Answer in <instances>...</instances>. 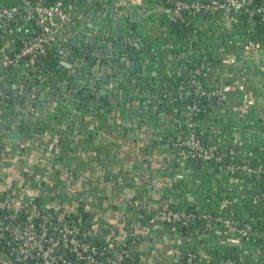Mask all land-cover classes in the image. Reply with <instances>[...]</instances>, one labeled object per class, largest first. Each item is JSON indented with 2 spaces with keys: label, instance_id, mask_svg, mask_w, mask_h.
Wrapping results in <instances>:
<instances>
[{
  "label": "trees",
  "instance_id": "trees-1",
  "mask_svg": "<svg viewBox=\"0 0 264 264\" xmlns=\"http://www.w3.org/2000/svg\"><path fill=\"white\" fill-rule=\"evenodd\" d=\"M34 1L36 0H31L28 3L31 4ZM56 2L57 0H41L40 3L53 5ZM155 2L162 4L165 9L170 5L166 0H155ZM2 3L4 4V0H0V4L4 6ZM62 8L64 9L63 2ZM4 18L3 16L2 19ZM158 19L161 26L167 28V34L176 38V43L170 41L173 42V45L169 47V50L165 49L158 54L161 61H155L151 57V62L159 70L160 76L158 75L156 78L160 81V99L171 100L168 108L172 109L173 112L168 113V108H165V118L173 119L174 126L168 125L158 147L153 145V137L143 142L142 146H138L140 143L134 139L136 144H134L136 146L134 148L140 151V155L146 154L150 157L154 156V150H160L162 154H174L173 167L178 169L174 172L181 177L173 178V176L170 183L166 182L163 188L158 190L155 204L165 201L170 209L191 214L193 217L187 222L158 220L152 224L150 219L156 214L158 208L147 202L142 192L135 191L134 194L120 196V202L109 201L106 197L103 205L99 207L101 212H105L110 206L117 205L119 207L121 203H125L129 205V208L123 211L124 218L129 216V213L134 214L133 210L139 211L140 215H143L142 219L137 216L139 221L138 232H135L136 229L132 227L131 231L134 232L130 231L131 234H127L128 239L120 244L110 243L105 239L104 231L99 228L103 224L106 226L108 221L97 222L98 230H95L92 227L93 223L88 222V219L81 212L83 203L79 206L65 207L62 202L53 201L50 197L52 188L56 189L57 184L64 185L66 183L60 181L55 184L49 183L47 186V179L55 180L53 177L47 176V171L53 170L55 173L51 172V175L54 176L58 175L60 171L54 170L52 167L49 170L47 169L48 165L43 166L39 163L28 168V171H24L23 175L25 176L19 185V189L10 186L7 182H5L7 184L6 190L0 188V201L8 199L4 207L0 208V233L2 234L0 237V257H4L3 255L9 252L8 249H11L13 245L16 246L17 242L13 239L12 231L5 230V226L13 224L17 230H22L24 223L30 221L34 224L36 233L45 231L48 236L54 238H58L62 225L76 226L79 229L77 234L79 239L95 245L103 251V255L100 257L103 264H167L161 253H157L155 248L151 246L152 242L147 240V237L151 238L150 234L156 227L159 229L158 233L168 234L166 240L171 245L170 251L174 250V253L167 251V254L169 253L173 258L170 264H219L226 259L238 264H264V253H254L253 251L255 247H260V243L255 238L240 239L237 244L230 245L225 241L226 231L224 227L216 221V218L221 216L250 223L254 230L262 229L264 226V201L259 199V194L264 192L263 177L243 175L240 170H237L232 174V177H239L241 182L238 183L230 180L231 175L220 169L222 164H242L244 162H248L250 165L260 163L264 167V117L259 116L256 111L251 109L248 110L246 118L239 123L224 121L221 107L233 103L236 99L232 96L238 98L240 92L233 90L229 94V99L219 103V106H217V102H213L209 95L212 85L208 78L212 76L213 70L217 68L218 75H221L230 71L232 67L230 64H222L219 56L221 53H228L234 49L232 45H229L228 33L219 32L213 26L205 28L204 25L197 22L196 16L192 14H185L184 21L180 22L171 20L165 11ZM263 27L264 25H261L260 28ZM237 32L240 35L245 33V30L240 27ZM263 34L264 32H255L249 36L255 42L264 43ZM232 40L237 41L236 35L232 36ZM50 45L49 40L43 41L44 52L40 53L38 57L45 59L47 55L49 56ZM184 51L186 54L179 56L180 52ZM161 53L165 55L163 54V56ZM169 53L171 59L165 58ZM196 69L199 70L197 73L195 72ZM218 75H215L213 81L218 79ZM193 80L198 82L200 90L204 94L198 95L196 93L198 88ZM149 93L152 94L151 90ZM152 99V95L149 97L141 96L139 101L146 100L150 103L144 106L150 111ZM191 103H195L197 109L187 110V106ZM112 108L110 106L107 113L101 115V129H97L96 125L91 127L89 124L88 128L85 129L86 134L91 132L93 135L99 132L105 134L110 129V132L116 131L119 135L121 132L116 129L119 120L109 114ZM160 109H162V105L159 104L158 110ZM189 118L196 126L195 132L200 142L215 153L222 155V161L219 162L214 159L206 161L192 157L188 149L183 154L178 153L179 147L175 146V140L178 137L186 138V123ZM108 120H111L112 123ZM225 130L227 133L224 138L223 132ZM57 131H60L61 134L58 138L55 137L53 142L56 140L55 144L63 147L65 152H70L69 144L75 140V136L73 139L71 138L73 135L72 126L67 125L66 129L60 128ZM55 132L56 129L52 131L51 135L56 134ZM166 133L170 134L166 135ZM77 138H80L81 142L84 143L90 142L87 136L78 135ZM48 143L52 142L49 141ZM97 143L95 139V144ZM165 144L169 146L161 148ZM230 150H233L235 155H231ZM130 153H126L128 158L131 157ZM89 160L83 163L84 167L89 166ZM134 160L136 161L131 163L132 174L138 171L139 165L137 157ZM123 165L122 163H114V167L120 168L119 171H123ZM30 169H32L31 173H28ZM133 180L134 177L132 176L130 182ZM28 190L32 191L31 195L28 194ZM27 195L29 196L28 199L26 198ZM14 198L23 200L31 209L32 206H35L32 209L34 210L33 214L24 215L23 208L25 206L16 207L12 201ZM134 201H138V205H133ZM224 201H226L225 204H223ZM92 203L97 204L95 197L90 202V204ZM75 211L77 214L74 213ZM114 218L117 220L116 216ZM111 226L114 225L111 224ZM123 250L126 253H123ZM66 255L75 264H82L80 260H77L75 251L66 252ZM40 262L41 260L38 258L23 257L20 262H13L12 260L7 264H39Z\"/></svg>",
  "mask_w": 264,
  "mask_h": 264
},
{
  "label": "water",
  "instance_id": "water-1",
  "mask_svg": "<svg viewBox=\"0 0 264 264\" xmlns=\"http://www.w3.org/2000/svg\"><path fill=\"white\" fill-rule=\"evenodd\" d=\"M61 1L64 3V0ZM118 1L109 0V3L102 7L101 11H107V16L112 19L110 23L104 25L103 22L96 24L97 16L101 15V11H95L97 15L95 17L91 9L94 3H101V0H67V2L73 4V12L70 13V8L65 3L64 10L68 14L70 13L71 17L78 14L81 17L79 22L81 26L74 27V24H72L73 19L70 18V22L65 28L67 32L59 37L60 42L54 41L53 36L49 40L51 44L49 46L50 53L45 59L34 57L32 58L34 62H31L29 54L19 55L26 46L39 37V30L35 27L33 21L31 23L37 29L35 39H27L21 35V31L17 35L18 29L10 37V43L12 44L19 40L17 46L13 48L15 55L10 56V53L4 51L0 46V137L9 140L6 143L2 142V138L0 139V146L4 149L0 152V158L5 156L7 150H10V155L24 151L25 156H33L32 165L36 166L41 163L43 166L48 165L47 169L52 167L54 170L60 171L56 176L51 175V172H47V176L55 179L54 184L60 181L67 184L68 178L73 176L70 184L73 186L80 184L83 186L84 191H78L75 193V197L72 198L68 187L63 186L60 187L61 194L59 196L68 205L72 204V199L83 203L86 208L85 211L81 212L87 219L89 218V208H93V204L87 203L91 202L94 197H96L97 202V207L94 206V208L99 212V207L103 205L106 197L110 200L114 198L116 202H120V196L134 194L136 191L135 181L137 180L135 178L131 182L124 180L123 184H116L115 182L114 175L118 174L120 168H113L112 165L126 162L128 157L121 154L122 150L123 153L127 154L132 152L130 146L122 142L110 144L108 153L106 151L102 153V162L95 169L90 164L84 168V162H80L79 158L72 157L76 153L90 151L95 145V135L92 132H89L90 134L85 132L87 126L89 124L91 127L96 125L97 129H101V115L107 113L110 106L113 107L109 111L110 116L117 117L119 120L116 129H120L123 125L135 127L134 134L131 137L133 139V136L136 135L134 137H137L140 146L143 145V142L148 141V138L154 137L151 134L152 130L163 133L168 125L170 127L174 126L173 119L165 118L164 109L168 108L171 100L160 99L161 89L159 87L160 81L156 78L157 73L154 72V75H152L155 76V79L146 76L145 66L141 65L140 61L142 57H146L150 62L151 57L155 61H161V57L158 55L160 53L155 48H151L149 42L145 40L144 32L140 28V25L143 24L142 19L133 16L134 9L131 4L125 1H120L118 4ZM126 8L129 9L128 22L122 20L126 10L128 11ZM17 12L23 24L25 22L23 15L26 13L25 7L17 9ZM8 14L6 12L4 17ZM6 20V17L0 20V32L3 28V22ZM92 21L95 23H92ZM84 22L88 27L85 33L88 37L85 39L86 46H82L80 42V32L83 29ZM5 30L9 31V28L6 27ZM94 30L98 32L94 33ZM105 39H108V41L104 42ZM1 40H5L2 32L0 33ZM54 43L56 46H54ZM5 46L8 45L5 44ZM113 51H115V54H113ZM163 54L161 53V55ZM165 58L171 59V55L167 54ZM110 59H113V61ZM14 61L18 64L15 69L11 67ZM123 61L125 64L130 65V70L136 72L137 78L131 76L130 83L124 80L127 75L117 74L115 70L118 66H123V63L120 64ZM151 63L153 64V62ZM124 69L127 68L124 67ZM115 74H117V77L113 76ZM124 86L127 87L126 90L123 89ZM149 90L152 94L149 93ZM150 95L153 96L151 100L152 108L148 111L144 106L150 103L146 100L140 102L139 98L141 96L149 97ZM213 102H215V98H213ZM76 104H79L80 107L75 108ZM159 104L162 105L160 110H158ZM167 112L172 113L173 110L168 108ZM28 114H31L32 117H29ZM50 116H55L56 120L60 121V125L54 124L55 119L50 118ZM129 119L132 121L131 123ZM109 121L112 123L111 120ZM67 125L72 126L73 135L71 138L73 139V136H75L74 142L69 144L70 148L68 149H71L70 152H65L63 147H60L57 143L55 144L56 140L53 142L55 137L58 138L61 134L57 130H60V128L66 129ZM19 128L22 130H19ZM54 129H56V134L51 135ZM140 130H143L144 134H140ZM110 131L109 129L106 133L109 134ZM169 134L166 133V135ZM78 135L87 136L90 142H79L74 150L73 147L75 148L74 144L78 139ZM47 141L52 143L45 144ZM42 156H46V160L43 161ZM159 156L154 155L153 159L156 160ZM110 158L112 159V165L109 164ZM134 158H136V155ZM70 163L77 165L75 171L73 167H69ZM23 164L26 166L25 171L32 167L27 161H24ZM104 166H106V172L101 174V167ZM131 171L132 165L129 163L128 172ZM28 173H31V171L29 170ZM63 174H66V177H63ZM67 174L69 175L68 178ZM94 176L97 177L94 178ZM118 180L123 181L120 175ZM46 185L49 186V183ZM59 185L61 184H57V186ZM28 194L31 195L32 191H28ZM26 198L28 199L29 196L27 195ZM55 202H57V199ZM127 207L129 208V206ZM121 209L122 212L119 211L120 214L116 215L117 221L121 220L123 211L126 208L122 206ZM74 213L77 214V211ZM138 218L142 219L143 215H138ZM93 228L98 230L96 224ZM134 228L139 230L138 223L134 225ZM7 261L9 262L10 259Z\"/></svg>",
  "mask_w": 264,
  "mask_h": 264
},
{
  "label": "built area",
  "instance_id": "built-area-1",
  "mask_svg": "<svg viewBox=\"0 0 264 264\" xmlns=\"http://www.w3.org/2000/svg\"><path fill=\"white\" fill-rule=\"evenodd\" d=\"M170 5L165 9L171 20L184 21L185 14H192L196 16L197 22L204 25L205 28L216 27L219 32L228 33L229 45L233 46V51L228 53H221L220 58L222 64L236 65L238 60H241L239 55H242V59L249 60L252 57V61L259 63L262 71L264 72V43H258L254 40L247 38L244 43L238 44V42L232 40V36L236 35L237 30L242 27L245 31L255 33L264 32V0H166ZM41 0H36L29 4L26 11V18L35 22L37 29L39 30V37L36 41L32 42L22 50L19 55H30L31 62H34L32 58L38 57L40 53L44 52L42 46L43 41H48L55 35L64 23L68 20V13L62 8V2L57 0L53 5H46L40 3ZM7 12L6 9L0 4V20ZM204 17V18H202ZM239 37V36H238ZM242 46V50L240 46ZM246 57V58H245ZM237 58V59H236ZM199 70L196 69L197 73ZM225 75V76H224ZM223 82L218 85H212L209 91V95L215 98V102L223 103L229 99V94L233 90H237L242 93L243 99L241 101L244 105H254L255 99L249 94H245L248 91L247 85L238 83L233 80V72H224ZM225 79V80H224ZM193 83L197 86L196 93L198 95L204 94L200 90L198 82L193 80ZM262 95H264V84ZM262 99V98H261ZM264 101V97H263ZM197 109L195 103H191L187 106V110ZM186 115L188 113L186 112ZM187 136L185 139L181 137L176 138L175 146L179 147V154H183L186 149L191 152V156L202 160L210 161L212 159L216 161H222V155L215 153L210 148L203 145L198 139L194 122L189 118L186 123ZM236 135V134H235ZM264 135V134H263ZM264 137V136H263ZM231 155H235L233 150H230ZM220 169L229 175L230 180L240 183L239 177H232V174L240 170L243 175L256 176L264 180V167L260 164L250 165L248 162L242 164L227 163L222 164ZM0 171V188L2 190L7 189L6 175L2 176ZM259 199L264 201V192H261ZM8 199L0 201V208L4 207ZM16 207L25 206L23 208L24 215H32L34 210L29 208L23 200L19 198L12 199ZM224 201L223 204H225ZM133 205H138V201H134ZM158 208L156 214L150 219V223L160 221L178 220L187 222L193 215L186 214L181 211L172 210L169 208L168 203L160 201L155 204ZM264 213V209H263ZM216 221L221 223L226 231L225 241L234 245L237 244L240 239L246 240L255 238L260 247L254 248V253H264V226L262 229H255L250 223L242 222L238 219L217 217ZM208 226V225H207ZM12 231L13 239L16 240V246L13 245L9 252L5 253L4 260L7 263L14 261L20 262L23 257L38 258L41 260L39 264H75L66 252L75 251L77 260H80L82 264H103L100 257L103 255V251L99 250L95 245H91L77 237L79 229L76 226L64 224L59 230L58 238L50 237L45 231L36 233L34 224L25 222L22 230H17L15 225L9 224L5 226V230ZM0 237L2 234L0 233ZM126 253L125 250L122 251ZM174 253L173 251H170ZM192 256L191 254L189 255ZM10 259L8 262L7 260ZM109 260V259H108ZM219 264H238L232 260L226 259Z\"/></svg>",
  "mask_w": 264,
  "mask_h": 264
},
{
  "label": "crops",
  "instance_id": "crops-1",
  "mask_svg": "<svg viewBox=\"0 0 264 264\" xmlns=\"http://www.w3.org/2000/svg\"><path fill=\"white\" fill-rule=\"evenodd\" d=\"M120 1H125L126 3L131 4V7L134 9V12H133L134 17H136L137 19L141 18L143 23H148V21H149L148 24L150 25V28H148V32L143 33V36L145 37V40L149 42V45L151 48H155L160 53L161 51H163L165 49L169 50V47L171 45H173V42H170V41H175V43H176V38L173 35L172 36L168 35L167 34L168 33L167 28L162 27L160 22H159L158 17L161 18L162 14L165 13V8L162 4H158V3L156 4L155 0L153 2L151 0H119L118 4L120 3ZM64 3L69 6L70 13H72L73 12L72 7H74L73 4L70 2H67V0H64ZM107 3H109V0H107V1L101 0V3H99V2L94 3L91 7L92 14H94V16L96 17L97 15H96L95 11H101L102 7L104 5H107ZM3 5H4L3 8L6 9L9 14L5 16L7 18V20L3 22V28H2L1 32H2V35H4L5 40L0 41V46H1V48H3L4 51L6 50L7 52H9L10 56H13L16 54V53H13V48H14V46H17V44L19 42V40H18L17 42H15L13 44L10 43V37H12L15 34V30L18 29L17 35H19V33L21 31L22 36L26 37L29 40L30 39L32 40V39H35L37 37V29H35L36 26L34 27V25L31 23L32 21H30L29 19L26 18V13L23 14L24 18H25V20H24L25 22L22 24L20 21L17 9H20L21 7H25V12H26L27 11L26 8H28V6H29V3L27 0L26 1H24V0H4ZM126 9H128V8H126ZM70 13L68 14V21H66L64 23V25L59 30H57V32L55 33L54 37H55V41L57 43L60 42L59 37H61L65 32H67L65 28H66V25L69 24L70 18L73 19L72 24H74V27H80L81 26V24H79L81 17L78 14L75 17H71ZM100 13H101V15L97 16L96 24H100L103 22L102 24L107 25L108 23H110L112 21V19H110L107 16L108 15L107 11H103V12L101 11ZM124 13H125V11H124ZM128 17H129V9H128V11L126 10V13L124 14V16H122V20L123 21L127 20V22H128V19H127ZM93 22L94 21H92V23ZM6 27L9 28V31L5 30ZM107 27H109V26H107ZM86 30H88V27L85 25V22H84L83 23V29H81V32H80V34H81L80 42H81L82 46L87 45V42L85 41V39L88 38V37H86V34H85ZM97 32H98L97 30H94V33H97ZM250 34H251V32H247V31H245V33H243V34L241 33L240 35L236 34L238 44L244 43L246 40H248L247 38H249V40H250L251 39L249 36ZM7 38H8V40H7ZM106 41H108V39H105L104 42H106ZM5 44L8 46H5ZM54 46H56L55 43H54ZM242 46L243 45L240 46L241 50H242ZM177 49L178 48L176 47V50ZM113 54H115V51H113ZM185 54H186V51L180 52L179 56H181V55L184 56ZM238 55H239L241 60H238V62H236V65H234V67H231V70H230L231 72H233V80L238 82V83H243V84L247 85L248 91L245 94H247V95L249 94L250 96H252L255 99V101H254V105H252V106H250L251 104L244 105L243 102L241 105V101L243 99L242 93L240 92V96H238V98L232 96L236 100L233 103L228 104L227 106L221 107L222 108L221 112H223L224 121L229 120L233 123L234 122L239 123L240 121L244 120L247 116L248 110H251V109L253 111H256L259 116L264 117V101H263L264 95H262L263 84H264V72L262 71L259 63L252 61L254 59L253 57L249 60H245V59L241 58V57H243L242 55H240V54H238ZM91 58H92V56L90 57V59ZM110 60L113 61V59H110ZM140 61H141V65L145 66L146 76H148L150 78H154L155 76H152V75H154V72H155V73H157L156 77H158L159 70L150 61H148L146 59V57H142ZM122 63H123V66H118L117 68H115V70H116L117 74L123 73L124 75H127V78H125L124 80H126L128 83H130L131 76L136 77V72H134L133 70H130V67H129L130 65L125 64L124 61L121 62L120 64H122ZM17 66H18V64L15 61L11 64V67L14 69L17 68ZM124 67H126L127 69H124ZM112 68L114 69V67H112ZM117 74H115L113 76L117 77ZM216 74L218 75V72L216 73L213 70L212 76H209V78H208V81L211 85H215L217 83L223 82L222 74L221 75L219 74L218 79L213 81ZM123 89L126 90L127 87L124 86ZM217 106H219L218 102H217ZM72 107H74V106H72ZM79 107H80L79 104L75 105V108H79ZM28 116L32 117L31 114H28ZM50 118L55 119L54 124L60 125V121H57L55 116H50ZM138 120H139V118H138ZM129 122L131 123L132 121L129 119ZM134 129H135V127H128L127 125H123L120 129H117V131L121 132L119 135H117L116 131L109 132V134L108 133L100 134V132L96 133L95 134L96 142H98V143L95 144V146L90 151H86V153L85 152L76 153L72 157L73 158L74 157L79 158L80 162H82V163L83 162L85 163V162H87L86 160L90 159L88 162L90 163V166L93 165L92 168L95 169L102 162V160H101V157L103 155L102 153L104 151H106V153H108L110 144H112L115 141H118V142H122L126 145H129L130 149H132V152L130 153L131 157L128 158L126 160V162H124L123 171H118V174L114 175L115 182H116V184H123L124 180L130 181V179L133 176L135 179H137L135 181L136 182V184H135L136 185V191L142 192L144 194V196H143L144 199L147 202L155 205L156 198L158 196L157 195L158 190L161 189V186H158V185L156 186V184H154V186H153L152 179H154V177L157 176V173H159L160 167L156 164V163H158L159 158L155 160V159H153V157L146 156V154L140 155V153H139L140 151L134 148V144H135L134 139L137 140V137H134L136 135L133 136V139L131 137V135L134 134ZM16 130H18V128H16ZM19 130H22V129L19 128ZM164 132H165V129H164ZM163 133H160L156 130H152V134L154 135V138H153L154 139V142H153L154 146H157V147L159 146V142L161 141V138L164 135ZM226 133H227V130H225L223 132L224 138L226 137ZM140 134H144V131L140 130ZM1 138L2 137H0V139ZM1 140H2V142H6V143L9 142V140L6 138L5 139L2 138ZM13 142L15 143V141H13ZM79 142H81L80 138L77 139L76 143L74 144L75 145V148L73 147L74 150L76 149ZM45 144H48V142H45ZM165 145H162L161 148L166 147ZM138 146H140V145L138 144ZM0 150H1V152L4 150L2 148V146H0ZM9 151L10 150H7L5 153V156L0 158V162H1L0 171H1V174H3L2 176H4V175L7 176V178H6L7 181L6 180L5 181L7 183H9L10 186H13V187L19 189V185L21 182H23V177L25 176L23 174H24V171H25L24 169L26 168V166L23 163H24V161H27L29 165L31 164L30 166H33L32 165L33 164V162H32L33 156H28V155L25 156L24 151H20L19 154L10 155ZM154 153H155L154 155H161V156L163 155L160 150H154ZM121 154L127 156L126 153H123V150H122ZM135 155L138 159L137 161L139 162V165L137 167L138 171L135 174H132L131 172L130 173L128 172V165H129V163L136 161V160H134ZM41 159L43 161L46 160V156L45 157L42 156ZM111 160L112 159L110 158V160H109L110 165L113 164ZM69 167H73V170L75 171L77 165L75 163L74 164L70 163ZM86 167H87V165H86ZM105 167L106 166L101 167V171H102L101 174H104L106 172ZM112 167L114 168V165H112ZM31 170L32 169H30V171ZM50 172H54V171L50 170ZM124 173L126 174L125 177H124ZM127 173H129V174H127ZM89 174H91V173H89ZM98 175L100 176V174H98ZM119 175L122 177L123 181L118 180ZM63 177H66V174H63ZM68 177H69V175L67 176V178ZM95 177H97V176H94V178ZM72 178H73V176L68 178L69 181L67 184L59 185V186H57L56 189L52 188V193H51L52 195L50 197L53 199L54 202L56 199H57V201L62 202V198L59 196L61 194L60 193V187H63V186L68 187L72 198L75 197L74 193H77L78 191H81V192L84 191L83 186H81L80 184H78L77 186H73L70 184V180ZM140 180H142V181H140ZM47 181L50 184H52L54 182L51 179H47ZM65 197H67V195H65ZM72 200H74L76 202L78 201L75 199H72ZM88 203L90 204V202H88ZM121 205L126 206L125 203H121ZM82 209L84 210V206ZM99 213L101 214V216H100L101 218H103V216L108 218V215H109V219H111V220H114L115 219L114 216L117 215V214H113V213L105 215L106 212H103V211L101 212V210H99ZM134 214L129 213V216H127V217L128 218H132V217L134 218ZM135 216L137 217L136 214H135ZM124 219L126 220V218H124ZM108 224H109V222H106V226L104 224L102 225L104 228L107 227L106 230L111 229V234L109 236H107L105 234V239L107 241H109L110 243L114 242L116 244H120L122 242L123 238L126 237L125 232L121 231V230H115L114 226H111V224H109V225ZM96 226H98V225H96ZM102 226L99 227L100 230H102V229L104 230V228ZM137 230L138 229H136L135 232H138ZM158 231H159V229H157V227L153 228V230H152V234L153 233L155 234L154 237H155V241H156L155 242L156 246L155 245H151V246L156 249L157 253H161L162 256L164 255L163 260L167 264H170L172 262L173 258L169 255V253L167 254V251L168 250L170 251V246H171L170 243L167 242V240H166V237L168 236V234L166 235V234H163L161 232L158 233ZM164 238H165V240H164ZM147 240L151 241V238L147 237ZM162 241L166 244L165 249L161 246ZM151 255H152V253H151ZM2 258L4 259V257H2ZM152 260H154V259L152 258ZM168 260H169V262H168ZM0 262H1V264L2 263L7 264V262L5 260H2Z\"/></svg>",
  "mask_w": 264,
  "mask_h": 264
},
{
  "label": "flooded vegetation",
  "instance_id": "flooded-vegetation-1",
  "mask_svg": "<svg viewBox=\"0 0 264 264\" xmlns=\"http://www.w3.org/2000/svg\"><path fill=\"white\" fill-rule=\"evenodd\" d=\"M165 146L168 147L169 145L166 144ZM173 158H174V154H172V153L163 154L162 156L160 155L159 160H158V163H156L160 167V168L158 167L159 168V173H157V176L154 177V179H152L153 186H154V184H156V186L158 185V186H161V188H163V186H164V184H166V182L167 183H170L172 181L171 178L173 176H174L173 178H175V177H181L178 173H175L174 172V170L177 171L178 169L173 167V163H172V159ZM111 200H114V198L113 199L111 198ZM115 201H116V199H115ZM59 203H61V202L59 201ZM62 204L65 207H68V206H79L80 205L78 201L76 202L74 200L72 201V205H68L63 200H62ZM87 204H89V203H87ZM92 204H93V208L92 207L89 208V218H88V221L90 223H93L92 227L95 224L97 225V222L102 221V220L105 219L110 224L114 225L115 230H121V231H124L125 232L126 237L123 238V240L121 239L122 241H124L125 239H128L127 234H131L130 233L131 228L134 227V225L136 223H139V221H138V219H137L136 216H134V218L132 217V218H128V219H127V217H125L126 220L124 219V216H121V220L120 221L109 219V215L108 214H110L111 212L112 213L114 212L113 214H117V215L120 214L119 213V210L122 212V209L121 208H122V206H125V205H121V206L119 205V207L117 205L110 206L105 211L106 212L105 215H108V218H106L105 216H103V218H101L100 217L101 214L97 211L96 208H94V206L97 207V204H94V203H92ZM127 206H129V205L126 204L125 208H128ZM85 208L86 207H84V210H82V211H85ZM133 211L136 212L137 216L141 214L139 211H136V210H133ZM106 228H104V230L103 229L102 230L104 231V234H106L107 236H109L111 234V229L110 230L109 229L106 230ZM131 232L133 233L134 231H131ZM154 235H155L154 233L153 234H150V237H151L152 245H155L156 246V243H155L156 241H155ZM165 245L166 244L162 241L161 242V246L164 249H165ZM2 260H4V259L2 257H0V261H2ZM0 264H1V262H0Z\"/></svg>",
  "mask_w": 264,
  "mask_h": 264
},
{
  "label": "rangeland",
  "instance_id": "rangeland-1",
  "mask_svg": "<svg viewBox=\"0 0 264 264\" xmlns=\"http://www.w3.org/2000/svg\"><path fill=\"white\" fill-rule=\"evenodd\" d=\"M148 23H149V21H148ZM148 23H143V24H141L140 25V28L142 29V31L143 32H148V28H150V25L148 24ZM221 55V54H220ZM219 55V56H220ZM218 56V57H219ZM220 58H222V56L220 57ZM214 71L217 73L218 72V69L216 68V70L214 69ZM222 75H224V73H222ZM225 76V75H224ZM203 185H204V183H202ZM164 256V255H163ZM168 262H169V260H168Z\"/></svg>",
  "mask_w": 264,
  "mask_h": 264
}]
</instances>
